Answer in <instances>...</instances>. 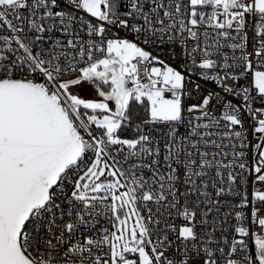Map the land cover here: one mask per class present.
<instances>
[{
    "label": "snow or ice",
    "instance_id": "6c2138e0",
    "mask_svg": "<svg viewBox=\"0 0 264 264\" xmlns=\"http://www.w3.org/2000/svg\"><path fill=\"white\" fill-rule=\"evenodd\" d=\"M0 264H264V0H0Z\"/></svg>",
    "mask_w": 264,
    "mask_h": 264
}]
</instances>
